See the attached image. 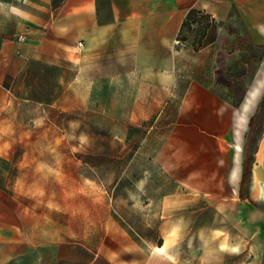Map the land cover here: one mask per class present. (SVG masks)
<instances>
[{
    "label": "rangeland",
    "instance_id": "obj_1",
    "mask_svg": "<svg viewBox=\"0 0 264 264\" xmlns=\"http://www.w3.org/2000/svg\"><path fill=\"white\" fill-rule=\"evenodd\" d=\"M25 2L0 0L1 46L22 33ZM227 24L234 44L247 36L227 72L245 76L232 82L233 97L216 88L239 107L264 49L232 32L234 17ZM132 62L105 41L42 80L0 81V215L11 224L18 202L35 213L36 264H264V183L253 178L254 168L264 173V90L241 125V166L245 145L250 160L241 198L232 161L188 183L161 168L165 129L133 103L131 92L147 88Z\"/></svg>",
    "mask_w": 264,
    "mask_h": 264
},
{
    "label": "crops",
    "instance_id": "obj_2",
    "mask_svg": "<svg viewBox=\"0 0 264 264\" xmlns=\"http://www.w3.org/2000/svg\"><path fill=\"white\" fill-rule=\"evenodd\" d=\"M21 13L24 41L0 45L1 82L42 80L48 67L115 42L119 55L132 56L135 79L147 88L131 92L140 98L134 105H148L140 112L154 113L165 129L155 156L161 168L188 183L232 161L228 178L240 191L241 125L264 72L239 107L216 87L226 86L233 97L232 82L245 76L227 72V60L243 48L240 31L264 49V0H26ZM232 17L239 23L235 44L227 26ZM259 60L264 66V57ZM27 209L21 202L13 206L11 224L0 215V264H36L35 213Z\"/></svg>",
    "mask_w": 264,
    "mask_h": 264
},
{
    "label": "trees",
    "instance_id": "obj_3",
    "mask_svg": "<svg viewBox=\"0 0 264 264\" xmlns=\"http://www.w3.org/2000/svg\"><path fill=\"white\" fill-rule=\"evenodd\" d=\"M246 39L245 36H240L239 37V42H242ZM231 86V84H230ZM255 118H256V113L251 117L250 122H249V131L247 133V135H249L251 133V129H252V125L255 122ZM246 145H245V150H244V157H243V163H242V178H241V186H240V197L244 198L245 196L243 195L242 191V184L245 182L246 177L248 176L249 172H250V160H249V156H248V151L246 149Z\"/></svg>",
    "mask_w": 264,
    "mask_h": 264
},
{
    "label": "bare ground",
    "instance_id": "obj_4",
    "mask_svg": "<svg viewBox=\"0 0 264 264\" xmlns=\"http://www.w3.org/2000/svg\"><path fill=\"white\" fill-rule=\"evenodd\" d=\"M262 82H264V81H262ZM262 85H264V83H262ZM253 171H254L253 178H255L256 182L264 183V173H261V171H259L257 168H254ZM260 196L262 198H264V191L261 192ZM164 248H165L164 246H157L155 248V251L156 252H160V251H163Z\"/></svg>",
    "mask_w": 264,
    "mask_h": 264
},
{
    "label": "flooded vegetation",
    "instance_id": "obj_5",
    "mask_svg": "<svg viewBox=\"0 0 264 264\" xmlns=\"http://www.w3.org/2000/svg\"><path fill=\"white\" fill-rule=\"evenodd\" d=\"M260 71H261V72H264V68H261ZM260 76H261V74L259 73V75L256 77L255 81H256L257 78H259ZM255 81H254V82H255ZM248 90H249V89H248ZM262 90H264V85H262V87H260V90H259V92H258V94H257V96H256V98H255V100H254L253 103L251 104L249 114H250V112H251L253 106L255 105V103H256V101H257V99H258L260 93L262 92ZM249 114H248V117H249ZM248 117H247V118H248Z\"/></svg>",
    "mask_w": 264,
    "mask_h": 264
},
{
    "label": "built area",
    "instance_id": "obj_6",
    "mask_svg": "<svg viewBox=\"0 0 264 264\" xmlns=\"http://www.w3.org/2000/svg\"><path fill=\"white\" fill-rule=\"evenodd\" d=\"M24 39H25V36H24V34H18L17 35V41H24ZM180 40H178V39H176V42L178 43ZM79 46H82V42H79Z\"/></svg>",
    "mask_w": 264,
    "mask_h": 264
}]
</instances>
